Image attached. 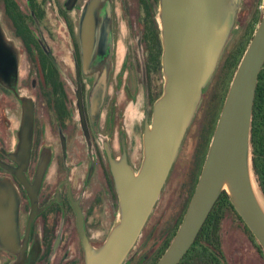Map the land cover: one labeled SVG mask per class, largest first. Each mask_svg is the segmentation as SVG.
Instances as JSON below:
<instances>
[{
  "label": "flooded vegetation",
  "instance_id": "obj_1",
  "mask_svg": "<svg viewBox=\"0 0 264 264\" xmlns=\"http://www.w3.org/2000/svg\"><path fill=\"white\" fill-rule=\"evenodd\" d=\"M160 1L0 0V188L12 203L0 205V264H89V252L107 242L121 215L115 168H141L164 90ZM234 3L230 38L121 264H157L185 217L205 158L196 146L184 183L182 150L200 106L212 104L205 120L218 119L233 61L264 14V0ZM251 151L264 195V104H254ZM234 208L200 230L178 264H264V248Z\"/></svg>",
  "mask_w": 264,
  "mask_h": 264
},
{
  "label": "water",
  "instance_id": "obj_2",
  "mask_svg": "<svg viewBox=\"0 0 264 264\" xmlns=\"http://www.w3.org/2000/svg\"><path fill=\"white\" fill-rule=\"evenodd\" d=\"M234 21V0L160 1L164 90L155 103L152 123L145 129L141 168L137 173L125 164L115 168L121 215L101 250L89 252V264H121L138 238ZM263 66L264 14L233 74L185 217L157 264H178L223 192L264 248V195L255 177L251 151L253 108ZM2 192L0 188V205H11L8 193ZM3 212L8 213V207Z\"/></svg>",
  "mask_w": 264,
  "mask_h": 264
},
{
  "label": "rangeland",
  "instance_id": "obj_3",
  "mask_svg": "<svg viewBox=\"0 0 264 264\" xmlns=\"http://www.w3.org/2000/svg\"><path fill=\"white\" fill-rule=\"evenodd\" d=\"M236 39L237 38L234 37L232 39V41L229 42L230 44L228 46V53L231 50H233L234 47L236 46V42H237ZM225 58H226V56H225ZM233 71H234V68L230 72L231 75L228 76V79H227L228 82H230V80L233 76ZM224 94H225V92L223 94L220 93L221 99L219 98L220 101L216 102V104H218V103L222 104V98H223ZM209 101H216V98L214 97L213 99H211L209 96L207 98V102H209ZM211 106H212V104H204V105H202V107L200 106V110H199L200 114L198 115L197 119L195 120V122L191 128V131L188 135L186 144L182 150L177 170L180 172V174L182 173V171H184L186 173V177H182L184 183H186L187 180L191 179V174L193 171L192 164H193L194 157H195L194 153L196 150V146H200V150L203 149L204 144H205V139L207 137H210V130H212V126L214 123L210 122L207 119L205 120V117L208 115V113L211 109ZM179 172H177L176 174H178Z\"/></svg>",
  "mask_w": 264,
  "mask_h": 264
},
{
  "label": "trees",
  "instance_id": "obj_4",
  "mask_svg": "<svg viewBox=\"0 0 264 264\" xmlns=\"http://www.w3.org/2000/svg\"><path fill=\"white\" fill-rule=\"evenodd\" d=\"M251 39H252V37H251ZM251 39H249V40H251ZM249 42L250 41H248L247 45L245 47H243L242 50H240L239 56L233 61V66H232L234 68L233 74H234V72H235V70H236V68H237V66L239 64V61H240L242 55L244 54V52H245V50H246ZM262 78H264V67L261 70V73L259 75V80H258V84H257V90H256V96H255V103L254 104H264V83H262L260 81V79H262ZM217 118H219V116ZM217 120L218 119H216L215 123L213 124L212 130H210V137H207L205 139V144H204V148H203V151H202V158H203V160H204V158H205V156L207 154V151H208V148H209V143H210L211 138L213 136V133L215 131V127H216V124H217ZM201 166H202V161L200 163V167ZM198 177H199V175H197L196 180H198ZM228 205H231L232 207H234V205L232 204V202H231L228 194L226 192H223L220 195V197L217 200V202L214 205V207L212 208V210H211L208 218L206 219V221L204 223V226L201 228V232H200L201 235L204 234V230H207V232H208L211 228L217 227L218 222H219V220L221 218V215L223 214V212H225V209H226V207ZM235 213H237L238 215H240L236 209H235Z\"/></svg>",
  "mask_w": 264,
  "mask_h": 264
}]
</instances>
